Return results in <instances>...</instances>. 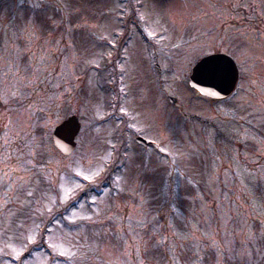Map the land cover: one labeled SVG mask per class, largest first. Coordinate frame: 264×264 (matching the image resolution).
<instances>
[{
	"label": "rangeland",
	"instance_id": "obj_1",
	"mask_svg": "<svg viewBox=\"0 0 264 264\" xmlns=\"http://www.w3.org/2000/svg\"><path fill=\"white\" fill-rule=\"evenodd\" d=\"M222 50L237 90L195 95ZM154 52L177 55L174 105ZM0 264H264V0H0Z\"/></svg>",
	"mask_w": 264,
	"mask_h": 264
},
{
	"label": "water",
	"instance_id": "obj_2",
	"mask_svg": "<svg viewBox=\"0 0 264 264\" xmlns=\"http://www.w3.org/2000/svg\"><path fill=\"white\" fill-rule=\"evenodd\" d=\"M212 66L216 72L212 75L204 69ZM239 77V70L232 57L224 53H216L203 57L193 67L190 83L202 93L213 97L229 95L235 88ZM81 129V122L76 115H71L57 125L53 132L56 147L63 154H71L77 145L76 137ZM139 141L146 142L139 137Z\"/></svg>",
	"mask_w": 264,
	"mask_h": 264
},
{
	"label": "flooded vegetation",
	"instance_id": "obj_3",
	"mask_svg": "<svg viewBox=\"0 0 264 264\" xmlns=\"http://www.w3.org/2000/svg\"><path fill=\"white\" fill-rule=\"evenodd\" d=\"M216 24V23H215ZM234 24V20L230 21V23L225 24L223 26H229V25H232ZM216 28L217 27H221V26H218V25H215ZM234 26V25H233ZM208 26L205 28V30H207ZM137 29H139L140 33L142 34L143 38L146 39V42H150V37L148 36L147 33H145L142 29H141V26H138L137 25ZM202 31V30H201ZM193 34L190 33L189 37H186L185 34H182V36L176 41V42H173V44L171 45L172 47L171 48H177V47H180L182 48V51L185 53L186 51L190 50V49H193V45L195 43L196 40H201L203 39V37L200 38L201 35H199L198 33H195V32H192ZM244 36L248 39H251V40H261V36L257 35L256 37H252L251 35L249 36V32L244 34ZM219 52H222V53H226L224 50L222 51H219ZM218 51L216 52H213V53H219ZM208 54H211V53H208ZM208 54H205V55H208ZM228 54V53H226ZM203 55V56H205ZM229 55V54H228ZM202 56V57H203ZM177 55H173V56H164V57H160V54H158L157 52H154L153 54H150V61H151V66H152V75L155 77L154 78V82H156L158 84V86H160V92L162 93V101H163V95L164 97H166L167 99H169L171 102H173L172 104L174 105L175 102H176V99L175 97L171 96L169 91H167L166 89H168L169 87H172L171 85L174 83V80H173V74H174V67L173 64L171 63L174 59H176ZM165 58L166 61L163 59ZM163 62H161V61ZM197 62V61H196ZM195 62V63H196ZM153 63V64H152ZM194 63V64H195ZM194 64L192 65L191 67V70H190V74L192 72V68L194 66ZM238 65V64H237ZM239 67V65H238ZM176 71V70H175ZM190 74L189 76L187 77V84L191 87V89L194 90L195 92V95L197 96H202V97H205L207 99H213V100H218L220 98H212V97H209L207 95H204L202 94L201 92H199L195 87L191 86L190 85ZM179 81V79H178ZM238 85V83H237ZM237 85H236V88H237ZM235 88V90H236ZM234 90V91H235ZM233 91V93H234ZM232 93V94H233ZM231 94V95H232ZM231 95L227 96V97H224V98H229ZM172 98H174V100H172ZM222 99V98H221ZM191 100H197V99H191ZM198 101V100H197ZM201 101V100H199ZM189 120L190 121H193V120H200V116L198 114H190L189 115ZM232 120V119H231ZM231 123V121H230ZM212 125H214V123L212 122L211 123ZM215 130L217 131V134L218 135H226V136H230V135H233V129H226V128H220V127H216ZM226 131V132H225ZM138 137L135 136V139ZM229 141L231 142V139L229 138ZM150 143V142H149ZM148 143V144H149ZM148 144H146L145 146H148ZM151 145V143L149 144Z\"/></svg>",
	"mask_w": 264,
	"mask_h": 264
},
{
	"label": "snow or ice",
	"instance_id": "obj_4",
	"mask_svg": "<svg viewBox=\"0 0 264 264\" xmlns=\"http://www.w3.org/2000/svg\"><path fill=\"white\" fill-rule=\"evenodd\" d=\"M205 73L212 75L216 72V69L212 66H208L207 68L204 69ZM123 111V109H122Z\"/></svg>",
	"mask_w": 264,
	"mask_h": 264
}]
</instances>
